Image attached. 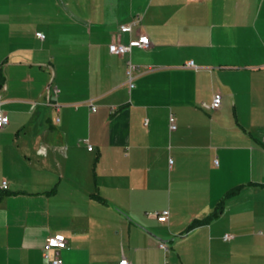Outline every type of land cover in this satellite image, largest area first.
Here are the masks:
<instances>
[{"label":"crops","instance_id":"obj_1","mask_svg":"<svg viewBox=\"0 0 264 264\" xmlns=\"http://www.w3.org/2000/svg\"><path fill=\"white\" fill-rule=\"evenodd\" d=\"M0 110V264H264V0H0Z\"/></svg>","mask_w":264,"mask_h":264},{"label":"built area","instance_id":"obj_2","mask_svg":"<svg viewBox=\"0 0 264 264\" xmlns=\"http://www.w3.org/2000/svg\"><path fill=\"white\" fill-rule=\"evenodd\" d=\"M139 18H134L133 21H131L128 25H120L119 31H131L132 27L137 25L139 23ZM37 38L44 39V35L42 33H36L35 34ZM150 43L149 39L146 35H139L135 40H131L128 44H118V43H110L108 45V51L112 55L116 56H124L133 48H139V49H147L149 48ZM186 66L189 68L194 67L193 62L186 63ZM134 70L133 65L130 63V61H127V68L125 72L126 76V83L129 89H132L134 87L133 83V75L132 72ZM56 94L57 91H54ZM91 111H95V107L92 106L91 101L89 102ZM221 105V96L219 94H216L213 96L210 104L202 103L201 107L207 110H216ZM170 122V130H175V125L173 122L172 117L169 119ZM9 121L6 115L0 110V131L8 125ZM88 150H91V146L87 145ZM171 162V161H170ZM2 189L6 188V182H3L1 185ZM169 212L167 210L162 211L155 215V218L159 223H165L167 221ZM259 235H263L262 232H258ZM231 239V236L224 235L223 240L227 241ZM67 247V240L64 235L62 234H54L52 236H49L42 247V256L44 260V264H63L61 258L57 253L60 251L66 249ZM161 248H164V245L161 244ZM55 252L54 255H51V252ZM119 264H129L126 259H122Z\"/></svg>","mask_w":264,"mask_h":264},{"label":"trees","instance_id":"obj_3","mask_svg":"<svg viewBox=\"0 0 264 264\" xmlns=\"http://www.w3.org/2000/svg\"><path fill=\"white\" fill-rule=\"evenodd\" d=\"M238 192V189H233L229 192H227L224 197L221 199V201L218 203L216 209L214 210V212L212 213V215H210L209 217H207L204 221L202 222H194L189 228L191 229L192 227L198 225L199 223H207L209 220H211L212 218H215L223 209V204H224V201L231 197V196H234L236 193Z\"/></svg>","mask_w":264,"mask_h":264}]
</instances>
